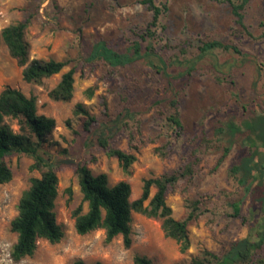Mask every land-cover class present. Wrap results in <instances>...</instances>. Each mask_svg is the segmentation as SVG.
Returning a JSON list of instances; mask_svg holds the SVG:
<instances>
[{
	"label": "rangeland",
	"instance_id": "374dc122",
	"mask_svg": "<svg viewBox=\"0 0 264 264\" xmlns=\"http://www.w3.org/2000/svg\"><path fill=\"white\" fill-rule=\"evenodd\" d=\"M137 1L0 0V30L29 15L33 17L26 32L30 58L71 61L61 73L42 85L27 84L21 78V68L0 43V92L10 87L36 97L37 113L55 120V128L40 152L60 167L54 211L64 233L55 244L39 239L31 257L12 261L10 252L16 234L11 231L10 222L17 215L22 192L30 186L31 178L39 177V172L31 169L32 158L20 154L8 156L5 162L12 178L0 186V264H71L77 259L85 264H133L137 254L146 256L153 264H190L203 249L221 254L230 243L248 236L250 226L226 216L231 213L230 204L238 200L242 202L241 214L247 216L250 212V196H244L228 172L237 160L249 153L243 133L233 137L228 156L216 170L213 169L219 152H202L194 178L181 181L166 198L171 216L176 220L184 219L187 214L184 191L189 199L201 196L209 201L208 211L188 225L190 245L184 253L179 252L174 240L163 235L159 219L136 213L131 216L132 244L128 249L123 247L121 236L105 244L104 232L100 229L84 236L74 230L72 210L82 205L83 212L86 211L75 175L78 163L93 156L95 161L87 165L91 173L106 174L109 186L128 182L131 200H134L139 197L144 180L179 167L197 145L202 132L214 139L217 127L224 129L230 121L239 126L245 119L264 115V39L259 38L260 23H264V0H252L244 10L249 35L241 33L224 0H155L167 3L168 14L164 19L165 31L158 33L153 46L168 64L171 77L156 73L142 61L109 68L101 61L88 60L99 41L119 53L134 42L142 48L146 45L138 35L150 16ZM199 41L233 45L244 56L216 49L199 59ZM177 61H189V64L181 65ZM73 66L72 99L65 103L51 101L48 90ZM94 85L93 96L87 99L84 91ZM173 98L177 100L184 128L171 154L161 159L153 149L163 143L161 113L169 112ZM103 99L111 118L125 110L129 112L128 129L144 142L127 173L116 159L106 157L93 137L83 131L85 117L72 114L74 105L80 103L97 119L95 127H98L106 120L102 115ZM7 121L17 132L15 121ZM222 137L221 143H226L228 136L224 133ZM114 146L128 149L124 132L116 136ZM154 192L151 189L150 196Z\"/></svg>",
	"mask_w": 264,
	"mask_h": 264
},
{
	"label": "trees",
	"instance_id": "16d2710c",
	"mask_svg": "<svg viewBox=\"0 0 264 264\" xmlns=\"http://www.w3.org/2000/svg\"><path fill=\"white\" fill-rule=\"evenodd\" d=\"M251 1L224 0L241 33L248 35L244 24V10ZM137 3L143 5L150 16L144 30L138 35L146 45L142 48L140 43L134 42L124 52L119 53L99 41L93 46L88 60L101 61L109 68L124 67L142 61L156 73L171 77L167 72L168 64L157 55L153 46L158 33L165 31L167 3H157L155 0H138ZM32 18L29 15L22 21L2 28L0 43L5 45L9 56L21 68L23 82L42 85L45 80L61 73L71 61L30 58V44L26 39V32ZM260 27L262 31L259 38L264 39V23H260ZM199 42L197 47L199 59L216 49L244 56L243 52L233 45L218 41ZM180 53L184 54V51L180 50ZM177 63L189 64V61L182 63L177 61ZM74 74V66L62 73L57 84L48 90L47 97L54 102H69L74 92ZM95 89L96 85L87 88L84 91L85 97L91 98ZM102 106V115L106 120L98 127H95L98 123L97 119L85 110L82 104H75L72 114L85 117L83 131L93 137L95 145L106 157L116 159L122 171L127 173L130 166L137 160L136 154L144 142L128 129L126 118L129 112L127 110L111 118L105 99L102 101ZM170 108L167 114L161 113L164 128L160 137L163 138V143L153 149V153L161 159L171 154L184 128L176 98L170 100ZM7 120L15 121L17 132L13 131ZM54 128L53 118L37 113L36 97L26 96L21 91L10 87L0 92V186L8 183L12 178V173L5 162L8 156L20 154L32 158L34 162L31 169L39 172V177L31 178L30 186L22 192L17 205V215L10 222V229L16 234V241L10 252V258L14 262L31 257L39 239L55 244L64 236L62 228L56 222L54 211L58 195L57 172L60 167L52 161L51 157H44V154L40 152ZM135 129L139 132L138 126H135ZM121 132L126 134L127 150L114 146L115 138ZM224 133L228 139L226 143H221ZM237 133L244 134V142L248 146L249 153L237 160L228 172L237 186L242 189L244 196H250L251 206L249 214L242 215V202L235 201L230 204L231 213L226 216L239 219L243 225L250 226L249 234L242 240L230 243L221 254L207 249L201 250L191 259L190 264H264V115L245 119L239 126L230 121L225 124L224 129L217 127L214 139H209L202 132L188 158L179 167L156 178L144 180L141 193L134 200H131V186L128 182L120 181L109 186L106 174L91 173L87 165L95 161L93 156L78 163L75 167V175L78 179L82 202L86 204V211L83 212L82 205H79L71 212L76 234L84 236L100 229L104 232L105 244L121 236L123 247L128 249L132 244L131 216L136 213L159 219L163 235L174 240L179 252L184 253L190 245L188 225L208 211L209 201L207 197L201 196L189 199L184 191L183 200L187 214L184 219L176 220L171 216V209L166 204V198L168 194L175 191L181 181H191L194 178L201 162L202 152L210 150L219 152L213 169L216 170L228 156L233 144L232 139ZM151 189H155L152 196H150ZM67 192L70 193V189H67ZM256 224H258L257 227ZM253 226L256 229L252 230ZM132 262L133 264H153L149 258L138 254L133 257ZM71 264L85 263L77 259Z\"/></svg>",
	"mask_w": 264,
	"mask_h": 264
}]
</instances>
